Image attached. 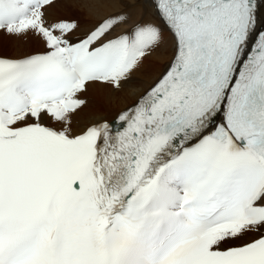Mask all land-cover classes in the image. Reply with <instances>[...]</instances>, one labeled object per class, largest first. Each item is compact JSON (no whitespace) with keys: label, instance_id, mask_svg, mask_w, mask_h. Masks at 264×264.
I'll use <instances>...</instances> for the list:
<instances>
[{"label":"snow or ice","instance_id":"1","mask_svg":"<svg viewBox=\"0 0 264 264\" xmlns=\"http://www.w3.org/2000/svg\"><path fill=\"white\" fill-rule=\"evenodd\" d=\"M54 3L0 0V35L45 48L0 54V264H264V0H144L160 23L82 32ZM162 25L170 60L134 91ZM91 85L134 102L82 124Z\"/></svg>","mask_w":264,"mask_h":264},{"label":"bare ground","instance_id":"2","mask_svg":"<svg viewBox=\"0 0 264 264\" xmlns=\"http://www.w3.org/2000/svg\"><path fill=\"white\" fill-rule=\"evenodd\" d=\"M122 7L127 8L132 13L133 18L137 20H151L156 23L160 21L152 14L151 10L146 11L144 0H55V3L48 10L52 12L51 19L60 18L61 14H66L67 10H78L82 12L79 15L78 23L80 31L86 30L99 23L100 20L120 10ZM128 25H122L117 28L116 32L121 29H126ZM163 37L165 43L157 48L151 57L144 60L143 66L135 75L137 77L138 86L134 91H140L147 87L164 69L172 55V37L168 32L167 27L163 26ZM259 27L264 28V10L261 12V21ZM79 35V32L74 33ZM115 35V33H113ZM34 40V46L40 49H45L42 41H38L34 37H29L26 40H15L9 36L0 35V50L3 52L9 51L10 54L5 56H20L29 52L26 45ZM19 45V46H18ZM44 51V50H38ZM36 51V52H38ZM81 98L86 100V105L79 110L78 120L82 124L89 123L92 119L98 118L101 115L111 116L119 109L127 104L134 102L133 90L125 88L120 92H113L109 88L101 87L99 85H91L87 91L80 94Z\"/></svg>","mask_w":264,"mask_h":264},{"label":"rangeland","instance_id":"3","mask_svg":"<svg viewBox=\"0 0 264 264\" xmlns=\"http://www.w3.org/2000/svg\"><path fill=\"white\" fill-rule=\"evenodd\" d=\"M48 14H49V17L50 18H51V16L53 17L52 12L50 10H48ZM66 14H69V15L61 14V17L60 18L68 19V20H73L74 19V20H77L79 22L80 20L78 19V17H79V15L82 14V12H80L78 10H71V9H69V10H67V13ZM26 45L29 48V52H36L38 50H45V49H40L38 47H35L34 48V46L31 47L32 45H35L34 44V40H32V42L27 43ZM0 48H2V47L0 46ZM0 54L7 55V54H10V53H9L8 50L5 51V52H3L2 50H0Z\"/></svg>","mask_w":264,"mask_h":264}]
</instances>
